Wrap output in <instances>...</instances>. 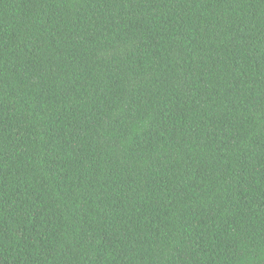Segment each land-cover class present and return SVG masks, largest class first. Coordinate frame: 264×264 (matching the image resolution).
<instances>
[{
	"label": "trees",
	"instance_id": "obj_1",
	"mask_svg": "<svg viewBox=\"0 0 264 264\" xmlns=\"http://www.w3.org/2000/svg\"><path fill=\"white\" fill-rule=\"evenodd\" d=\"M0 264H264V0H0Z\"/></svg>",
	"mask_w": 264,
	"mask_h": 264
}]
</instances>
